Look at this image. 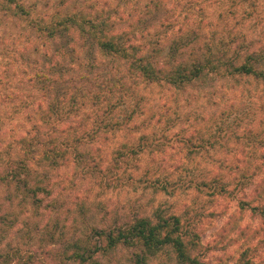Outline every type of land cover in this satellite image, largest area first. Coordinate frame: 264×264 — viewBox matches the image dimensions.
Segmentation results:
<instances>
[{
  "label": "clouds",
  "instance_id": "9594fccd",
  "mask_svg": "<svg viewBox=\"0 0 264 264\" xmlns=\"http://www.w3.org/2000/svg\"><path fill=\"white\" fill-rule=\"evenodd\" d=\"M0 264H264V0H0Z\"/></svg>",
  "mask_w": 264,
  "mask_h": 264
}]
</instances>
